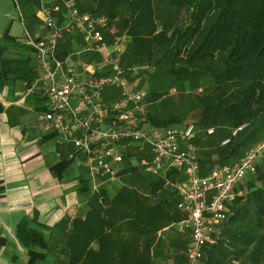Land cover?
I'll return each instance as SVG.
<instances>
[{"label":"trees","instance_id":"obj_1","mask_svg":"<svg viewBox=\"0 0 264 264\" xmlns=\"http://www.w3.org/2000/svg\"><path fill=\"white\" fill-rule=\"evenodd\" d=\"M21 1L31 7L32 17H36L39 0ZM76 1L80 11L105 14L112 24L124 14L122 32L127 38L128 50L122 65L126 70L132 69L135 63L149 67L130 76L132 81L151 71L153 65L162 76L190 82L193 87L202 82V90L194 95L201 108L197 126L205 129L198 144L215 143L216 133L221 131L218 126L230 127L228 137H231L234 129L246 125L230 144L216 147L218 161H212L209 153L204 155L206 159L200 161L202 175L209 174L213 167L235 164L246 155L253 145L248 136L245 138L249 127L259 122L264 125V0H167L189 11L188 24L174 29L171 34L159 30L155 0ZM156 48L161 52L157 60L154 59ZM24 50L32 51L27 42L17 46L13 53ZM128 51L133 59L130 56L127 59ZM150 96L151 100L159 99L156 92ZM44 109L45 112L46 107ZM149 121L157 128L181 124L175 117L161 120L152 116ZM210 127L216 128L211 136L207 134ZM126 155L124 164L135 156L143 159L132 151ZM139 169L129 166L120 172V177L136 178ZM181 172L172 169L165 177L144 182L145 191L141 189L142 184L122 185L112 197L105 188L92 194L89 179L84 175L79 181L78 193L82 199H88L91 210L84 219L72 222L59 247L57 241L52 244V239L32 227L28 220L19 223L16 237L22 247L39 255L41 251L59 249L64 264H153L151 248L158 232L179 225L185 218L179 209L158 199L159 191L168 181L173 183L183 178ZM248 190L240 200L241 205L235 206L228 217L221 235L226 234V226H238L241 230L247 221L259 229L264 228V185L257 187L255 181H250ZM253 209L258 214L257 219L248 220ZM240 221L243 224L236 225ZM215 242L208 245L209 249L204 248L202 263L226 264L222 254H217L220 240Z\"/></svg>","mask_w":264,"mask_h":264},{"label":"built area","instance_id":"obj_2","mask_svg":"<svg viewBox=\"0 0 264 264\" xmlns=\"http://www.w3.org/2000/svg\"><path fill=\"white\" fill-rule=\"evenodd\" d=\"M38 13V26L33 33L26 30V37L42 73L46 98L40 132L76 147L75 165L86 171L93 194L119 180L128 151L141 156L146 162L142 168L153 176L181 170L185 181L177 189L178 209L185 218L179 225L190 230L187 264H200L204 248L216 243L213 234L228 220L227 204L234 200L236 188L256 173L264 157V141L239 162L202 175L192 153L197 125L150 127L147 93L134 88L135 81L129 77L136 76L134 70L130 73L122 65L127 38L114 32L107 15L82 12L76 0H39ZM75 34L82 38L78 48L60 58L61 43ZM85 56L89 60L82 71L70 67L69 60L80 63ZM244 128L234 129L221 145L230 144ZM215 132L214 127L207 129L210 136Z\"/></svg>","mask_w":264,"mask_h":264},{"label":"crops","instance_id":"obj_3","mask_svg":"<svg viewBox=\"0 0 264 264\" xmlns=\"http://www.w3.org/2000/svg\"><path fill=\"white\" fill-rule=\"evenodd\" d=\"M38 22V18L32 17L31 7L20 0H0V264H64L59 249L41 251L39 255L22 247L16 237V228L21 221L28 220L32 227L50 237L52 244L57 241L59 247L72 222L77 218L84 219L91 210L88 199H82L78 193L79 181L87 173L75 165L76 147L69 143L59 144L54 134H43L38 128L46 98L36 56L31 50L13 53L17 46L26 44V30L33 33ZM78 36L75 34L63 40L59 57L64 59L75 49L80 41ZM108 39L111 40L110 34ZM88 60L85 56L80 63L73 60L68 63L80 72ZM149 125L157 128L150 121ZM185 125L175 124L180 128ZM162 129L165 128H159ZM197 130L198 138L193 142L192 153L199 164L201 159H206L207 153L211 154L212 161H218L216 147L229 138V130L217 132V141L204 146L198 144V139L205 129L200 132L197 126ZM182 148L188 150L186 144ZM181 175V180L168 181L159 191V202L170 203L178 209L177 189L185 181L182 172ZM255 175L248 176L236 188L234 200L227 204L228 217L235 206L241 205L240 200L249 192V182ZM262 185L263 178L255 182L257 187ZM257 215L253 209L248 220H255ZM240 224L243 221L236 225ZM226 228L239 230L233 225ZM213 238L220 240L217 254H222L226 264H263L254 250L258 236L253 232H237L232 238V235H221L218 231ZM189 240L190 231L180 225L159 231L151 248L153 264H187Z\"/></svg>","mask_w":264,"mask_h":264},{"label":"rangeland","instance_id":"obj_4","mask_svg":"<svg viewBox=\"0 0 264 264\" xmlns=\"http://www.w3.org/2000/svg\"><path fill=\"white\" fill-rule=\"evenodd\" d=\"M20 2L22 1L20 0ZM155 8H156V16H157V23L159 26V30L166 31L169 34H171V32L174 29L183 28L189 22L188 20L189 11L185 7L174 6L172 3L168 2L167 0H155ZM36 14L37 15L39 14L38 10L36 11ZM123 15L117 18L112 24L113 25L112 29L114 30V32L118 34H124L122 32V24H123L122 19L124 18ZM76 48L78 47L75 46V49ZM155 55L156 56L154 59L156 60L161 57V52H159V48L155 49ZM129 56L130 58L133 59V57L130 55V52L128 51V54L126 55L127 59H129ZM150 67L153 69L148 73H145L144 75L140 76L138 79H136L134 83V88H140L147 93L148 97L146 101L147 102L146 117L149 119L150 117L154 116L155 118L161 120H169L175 117L181 120V123L183 124L195 123L198 125V121L201 115V108L194 100V95L202 90L203 88L201 85L202 82L200 83L199 81L198 85L193 87L190 82L183 83L182 81L177 80L172 76L167 77L164 75L165 76L164 77L162 76V74H159V71L156 70L153 65H151ZM147 68H149L147 64L143 65L142 63L140 64L135 63L133 64L132 69L128 67L127 71L134 70V74L138 75L139 70L147 69ZM207 83L203 82V84H207ZM152 92L153 93L156 92V94L159 96L158 100L155 99L151 100L150 94ZM218 128H220V130L223 131L224 133L230 129V127H221V126H218ZM199 130L201 132L204 129L199 126ZM247 136L249 137L250 141L253 143L251 147L263 142L264 141L263 122L262 123L259 122L254 126L251 125V127H249L248 133L245 136V138ZM257 140L258 142H256ZM254 142L256 143L254 144ZM145 165L146 162L144 159L139 160L136 158L133 159L128 164H122L119 168L121 169V171L129 166L140 167L138 176H136V178L134 176H131L123 179L120 177L119 178L120 183L108 182L105 185L108 195L112 197L116 193V191L121 187V185H125V184L132 187L142 184L141 189L142 191H145L144 189H146L147 184L144 185V182L146 181L150 182L151 180H154L156 178V176L148 174L144 171L142 167H144ZM261 178L264 179V157L260 162L257 174L251 179V181L256 182L259 181ZM225 230H226V235H232V237L235 234L237 235V232H241V231L243 232L245 231L249 233L253 232L254 235H257L258 236L257 245L254 250L257 253L258 257H260L261 262H263L264 264V228L259 229L254 224L250 225L247 221L244 222V224L241 226V230L233 229L229 231L227 230V228ZM237 256L238 255H236V257Z\"/></svg>","mask_w":264,"mask_h":264}]
</instances>
